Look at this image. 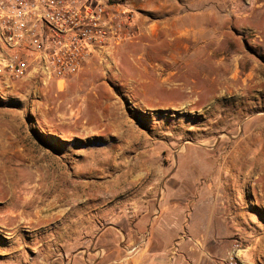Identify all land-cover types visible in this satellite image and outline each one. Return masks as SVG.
Segmentation results:
<instances>
[{"label": "rangeland", "instance_id": "rangeland-1", "mask_svg": "<svg viewBox=\"0 0 264 264\" xmlns=\"http://www.w3.org/2000/svg\"><path fill=\"white\" fill-rule=\"evenodd\" d=\"M127 8L134 20L123 28V39L94 54L65 81L10 80L0 74L2 137L35 149L41 141L66 151L73 138V150L75 143L93 148L89 159L99 167L97 154L103 151L112 174L154 153L161 163L179 169L174 173L191 186L194 179L214 182L228 213L252 210L264 216L263 31L223 23L189 25L195 21L166 26L165 13L153 11L149 0H127ZM239 143L245 156L238 162L241 174L237 187L225 192L219 172L211 169L222 160L231 163L224 155ZM21 158L16 157L15 173H33L21 169ZM231 169L221 173L229 184ZM5 180L9 152L0 147V181ZM236 240V260L245 264L244 245ZM232 249L224 253L223 264H229Z\"/></svg>", "mask_w": 264, "mask_h": 264}, {"label": "crops", "instance_id": "crops-1", "mask_svg": "<svg viewBox=\"0 0 264 264\" xmlns=\"http://www.w3.org/2000/svg\"><path fill=\"white\" fill-rule=\"evenodd\" d=\"M149 1L153 11L165 13L161 20L166 26L179 21L201 27L223 23L263 31L264 37V0ZM0 139L2 152H9V181H0V202L5 203L0 208V240L9 245L0 243V264H62L64 251L75 252L71 264H87L86 259L96 260L101 253L100 262L119 260L125 255L121 246L140 238L139 250L130 257L134 264H223L224 253L237 238L244 245L245 264H264L263 214L228 213L214 182L194 179L191 186L174 173L179 169L161 163L154 153L112 174L103 151L97 154L99 167L96 159H89L93 148L75 143L73 150V138L68 151L41 141L35 149L11 137L8 143L1 132ZM17 155L22 156L21 169L33 173H15ZM239 163L219 162L211 169L219 172L217 181L225 184V192L237 187ZM229 168L233 184L221 174ZM175 245L178 253L172 255Z\"/></svg>", "mask_w": 264, "mask_h": 264}, {"label": "built area", "instance_id": "built-area-1", "mask_svg": "<svg viewBox=\"0 0 264 264\" xmlns=\"http://www.w3.org/2000/svg\"><path fill=\"white\" fill-rule=\"evenodd\" d=\"M132 13L127 0H0V74L10 80L65 81L94 54L123 39ZM142 242L121 246L125 255L119 260L100 262L101 253L87 264H134L130 257ZM239 248L235 241L229 264H238ZM74 255L62 252V264H71Z\"/></svg>", "mask_w": 264, "mask_h": 264}, {"label": "bare ground", "instance_id": "bare-ground-1", "mask_svg": "<svg viewBox=\"0 0 264 264\" xmlns=\"http://www.w3.org/2000/svg\"><path fill=\"white\" fill-rule=\"evenodd\" d=\"M259 85V84H258ZM251 89V88H250ZM243 140V139H242ZM1 141V140H0ZM243 143V142H242ZM243 153H244V151H243V149H242V146H241V143H239V144H237L236 145V147L233 149V150H230L228 153H227V155H225V157H224V160L226 161V160H230L231 162H233V163H237V162H239L241 159H242V157H243ZM245 157V156H244ZM243 157V158H244ZM223 161V160H222ZM221 161V162H222ZM242 161V160H241ZM264 165V164H263ZM234 167H235V165H234ZM238 172V171H237ZM238 176H240V175H238Z\"/></svg>", "mask_w": 264, "mask_h": 264}]
</instances>
